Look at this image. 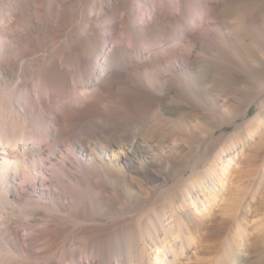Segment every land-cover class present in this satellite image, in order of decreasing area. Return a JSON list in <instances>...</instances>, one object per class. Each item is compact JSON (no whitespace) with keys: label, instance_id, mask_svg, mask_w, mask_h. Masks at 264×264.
I'll return each instance as SVG.
<instances>
[{"label":"bare ground","instance_id":"6f19581e","mask_svg":"<svg viewBox=\"0 0 264 264\" xmlns=\"http://www.w3.org/2000/svg\"><path fill=\"white\" fill-rule=\"evenodd\" d=\"M91 2L85 24L55 17L30 70L37 49L21 48L14 9L1 14L0 264H190L210 253L204 229L225 237L214 264H264V157H251L264 145V2ZM181 147L201 168L180 166ZM104 184L124 200L116 214ZM87 206L105 221L79 220Z\"/></svg>","mask_w":264,"mask_h":264},{"label":"rangeland","instance_id":"374dc122","mask_svg":"<svg viewBox=\"0 0 264 264\" xmlns=\"http://www.w3.org/2000/svg\"><path fill=\"white\" fill-rule=\"evenodd\" d=\"M54 0H50V3H49V0H0V17H1V14L3 13L4 10H9L12 11L13 13V16L11 17V22L8 23V25L10 26L12 23H16L17 25H20V30L22 31L23 29V33L25 34L24 38H22V40L20 39H17V37L19 38L20 36L19 35H16L15 36V40L14 41H21V48L22 49H29V48H33L34 49H37L35 50L36 51V58H30V51H26L27 52V56H29V58H24L26 64H28L30 66V64L32 66L29 67V70L32 69V67L34 65H38V64H42V63H45L46 61L43 60V53L46 54L47 53V49H48V46L51 44L52 40H51V37H52V34L55 32L56 29L60 28V26H64L65 24L67 25L66 27L68 29H73L74 27H76V25H80V24H85L87 22V19L85 17V12L86 10H89V8L91 7L92 5V2L91 0H71V3L70 0L66 1L67 3L64 2V0H61L63 2H61L60 0H55L54 3L52 2ZM86 1V3H85ZM246 1H249L250 3L252 2H258V0H246ZM262 2H264V0H260ZM87 2H88V5H87ZM17 3V4H15ZM41 3V4H40ZM59 3V4H58ZM66 4L64 5V8L61 6V4ZM75 3V4H74ZM36 4V5H35ZM53 4V5H52ZM35 5V6H34ZM42 5V6H41ZM47 5L49 6V8L47 7ZM57 5V6H56ZM68 5V6H67ZM261 5V8L260 9H264V3L260 4ZM53 6V7H52ZM62 7V8H61ZM66 7V8H65ZM86 7V8H85ZM88 7V8H87ZM12 8V9H11ZM61 8V9H60ZM81 9V10H80ZM38 11V12H37ZM41 11V12H40ZM65 12V14H63V17L62 19H60V16H62L61 12ZM84 11V12H83ZM39 13V14H38ZM53 13V14H52ZM59 13V14H58ZM61 13V14H60ZM56 14V15H55ZM65 15V17H64ZM75 16V17H74ZM55 17L58 18V23L61 21V20H65L66 18V23L64 25H58V23L56 24L57 20L55 21ZM69 17V18H68ZM14 18V19H13ZM41 18V19H39ZM49 18V20H48ZM52 18V19H51ZM51 19V20H50ZM108 20H110V18H108ZM38 21V23H37ZM52 21V22H51ZM78 21V23L76 22ZM51 22V23H50ZM55 22V23H54ZM68 23V24H67ZM70 23V24H69ZM74 23H77L75 26ZM54 24V25H53ZM70 25V26H69ZM72 25V26H71ZM22 26V27H21ZM56 26H59V27H56ZM54 27H56L55 29H53ZM70 27V28H69ZM23 28V29H22ZM29 31H27V30ZM26 31V32H25ZM51 33V34H50ZM49 34V35H48ZM34 36V37H33ZM21 38V37H20ZM30 38V39H29ZM38 39V40H37ZM49 40V41H48ZM23 41V42H22ZM28 42V44H27ZM75 44L79 43V40H76L74 42ZM29 45V46H28ZM27 46V47H26ZM65 45L62 46V48H60V51L63 50L65 51V53H68L69 50L65 49ZM69 48V47H68ZM30 50V49H29ZM62 52V51H61ZM38 53V55H37ZM64 53V52H62ZM42 54V56H41ZM42 58V59H41ZM40 60V61H39ZM37 61V62H36ZM43 61V62H42ZM32 62V63H31ZM40 62V63H39ZM35 63V64H34ZM16 66V65H15ZM13 67V69L17 70L18 67ZM51 69L46 73H47V76L50 77V72ZM50 72V73H49ZM46 73H44V76H46ZM50 74V75H48ZM46 76V78H47ZM253 76H255L256 80L259 82H261L262 80H264V76L260 74H253ZM262 77V79L260 78ZM45 78V79H46ZM261 80H260V79ZM47 80V79H46ZM173 95V94H172ZM171 100V99H170ZM242 105H246L248 103L247 100H244L241 102ZM259 111V107L258 106H253L252 109L250 110L249 114H247L246 116L244 117H240L238 119V123H240V125H243L245 124L246 122L250 121L253 117V115L255 113H257ZM192 119V118H191ZM169 120V119H168ZM193 120V119H192ZM197 121V119H194ZM246 120V121H245ZM176 122V121H175ZM235 128H236V125L235 124H231V125H226L224 128L222 129H219L217 131V134L218 135H221V133L225 132V135L222 136L221 138L224 139V138H227L229 135H231L232 133H234L235 131ZM179 138H183V137H180L178 136ZM221 140V139H220ZM218 141H215L213 142L214 145L211 144V146H209L208 148V151H207V154L204 155V157H207V158H211V155L213 154V152H215V147H216V143ZM264 146V145H263ZM263 146H256L254 147L251 152H257V153H252L251 157L254 158L256 160H259L261 158L264 157V147ZM198 147V146H196ZM259 149V150H258ZM262 149V150H260ZM256 150V151H255ZM116 153L113 154V152L110 150L108 153H107V156H106V159L107 160H113V162L117 161V159L119 158L118 156L121 155V151L120 150H116ZM196 154V153H195ZM194 152H188V150H186V148L182 149V147L180 148V150L177 152V156L180 157V161H181V167H184L186 165H191V166H197L198 169L201 168V163H198V160L199 158L201 159V156H197L195 155ZM254 154V155H253ZM257 154V155H256ZM195 155V156H194ZM258 156V157H257ZM198 158V159H197ZM258 158V159H257ZM197 160V161H196ZM190 161V162H189ZM190 163V164H189ZM203 166V165H202ZM196 167V168H197ZM191 173H189L190 175ZM103 189L105 190V192H107L108 194H112V189L109 188L108 185L105 186L102 185ZM111 198L115 200V203H114V206L111 207L109 210H108V213L110 214H116V212H118V207L120 206L119 203L123 204L124 200L121 198V197H118L116 196V199L113 197V195H111ZM109 198V199H111ZM99 200H102L101 198H98ZM106 201H107V198H105ZM103 201V200H102ZM144 204V201L142 200V202H137V200H133L131 205L127 207V211L129 213H136V211H139L141 210V207L143 206ZM160 204V202L155 205L154 207V210L156 209L157 210V206ZM117 206V207H116ZM97 214V211L95 212L94 210H92L90 207H85L83 209H81L78 213V215L76 216L79 220H82L83 222L87 221V222H91V221H105L102 217H98ZM231 225V223H230ZM229 225V226H230ZM201 234H203L201 236ZM199 236L201 237H198V240L196 239V241L198 242L199 240V244L203 245V247H207L209 248L210 250V253L208 254H203V252H200V254L196 253L197 257L196 258H193L190 260V264H197V263H205V264H214V262L216 261V259L218 258V254L220 253L219 251H221V248H223V239L225 237L221 236V235H217L216 234H212L211 232H209V230L207 229H204V231L201 233ZM213 235V236H212ZM200 238V239H199ZM214 238V239H213ZM217 239V240H216ZM225 240V239H224ZM202 242L204 244H202ZM217 242V243H216ZM218 245V246H217ZM222 245V246H221ZM214 249V253L212 254V250ZM210 254V255H209ZM216 254V255H215ZM201 257V258H200ZM198 258V260H197ZM200 259V260H199ZM193 260V261H192ZM211 260V261H210ZM181 262H184L182 260H180ZM174 262L176 264H178V261L177 259H174Z\"/></svg>","mask_w":264,"mask_h":264}]
</instances>
